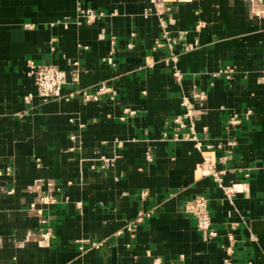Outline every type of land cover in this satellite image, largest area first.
<instances>
[{
  "label": "crops",
  "instance_id": "crops-1",
  "mask_svg": "<svg viewBox=\"0 0 264 264\" xmlns=\"http://www.w3.org/2000/svg\"><path fill=\"white\" fill-rule=\"evenodd\" d=\"M78 1L104 15L77 22ZM162 3L0 0V264H264V0ZM28 60L75 95L39 96ZM183 97L231 198L171 138ZM197 194L216 236L183 211Z\"/></svg>",
  "mask_w": 264,
  "mask_h": 264
},
{
  "label": "built area",
  "instance_id": "built-area-1",
  "mask_svg": "<svg viewBox=\"0 0 264 264\" xmlns=\"http://www.w3.org/2000/svg\"><path fill=\"white\" fill-rule=\"evenodd\" d=\"M154 4L157 5V7L163 6L162 0H151ZM77 22H86L91 23L97 18H100L104 15V13L101 10H97L95 8L84 6L80 1L77 2ZM158 14H161V20L162 18V10L157 9ZM64 25H67V22H63ZM163 23V22H162ZM29 25V24H28ZM29 26H33V24H30ZM157 45H160L161 43L159 41H156ZM176 55L172 53L171 58L175 59ZM168 61V59H167ZM27 68H28V74L33 77L34 84L36 86L37 92L39 96L48 97V98H58V97H64L66 99H69L73 97L75 94L73 92L64 95L62 93V84L66 81L67 78V72L64 69H61L60 67H57L55 64L50 62H39L36 63L33 60L27 61ZM234 71V65L225 64L224 67L218 70V72H215V74L223 75L227 78H229ZM174 74L176 75L177 79L179 80L181 78V75L179 74L178 70L174 71ZM102 89V88H101ZM82 96L84 99H89L92 97V93L88 91H81ZM32 98V94L28 93L24 96V100L26 102H29ZM181 104L184 106V110L182 114H177L173 117L172 121L176 123V130L174 131L172 135V139H189L193 137L194 134V126L195 117L199 114V110L194 108L191 105V102L189 98L183 97ZM250 110H247L246 113H249ZM228 121L230 124L235 125L238 124L239 118L237 115L233 114L229 117ZM181 127H188L190 128L189 132H179V129ZM167 134L165 133V136ZM196 140L194 137L192 138ZM195 146L197 147L200 152L202 151V143L200 140L195 141ZM74 149V147H72ZM146 157L149 159L150 156L146 155ZM201 163L200 166L209 172V174L214 177L218 185L221 187L224 195L228 198H231L234 193H236L239 190H242V188L239 187V184L236 183H229V184H223V177H221V174L223 170L216 169V158L212 154L208 153H202L201 152ZM107 161V160H106ZM183 211L186 214L193 215L196 220V226L198 229L207 232V235L210 236H216L218 232L212 227V220H211V214H209L208 210V199L204 195H194L191 197V199L187 200L184 203ZM149 216V212L142 213L138 212L137 218L135 221H133L128 228L130 230H135L137 222L141 221L144 217ZM50 233L48 230L41 233V237L43 239H49ZM86 239H81V242L85 241ZM91 246H96V242H90ZM80 248H84V245L81 244ZM247 264H254L251 260H248Z\"/></svg>",
  "mask_w": 264,
  "mask_h": 264
}]
</instances>
